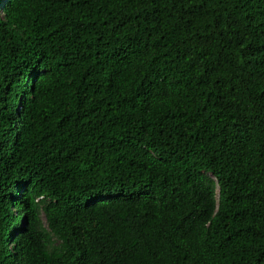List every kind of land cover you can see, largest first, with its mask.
<instances>
[{
    "label": "trees",
    "instance_id": "1",
    "mask_svg": "<svg viewBox=\"0 0 264 264\" xmlns=\"http://www.w3.org/2000/svg\"><path fill=\"white\" fill-rule=\"evenodd\" d=\"M0 264H264V0L3 3Z\"/></svg>",
    "mask_w": 264,
    "mask_h": 264
},
{
    "label": "clouds",
    "instance_id": "2",
    "mask_svg": "<svg viewBox=\"0 0 264 264\" xmlns=\"http://www.w3.org/2000/svg\"><path fill=\"white\" fill-rule=\"evenodd\" d=\"M7 3V0H4L3 1V3ZM0 15H3V4L2 5H0ZM12 212H13V219H12V222H13V224H17L16 222V219H15V217L17 216V215H20V211H19V209H17L16 207H14L13 208V210H12ZM19 224L20 225H22V230H21V232H26L27 230H26V223H25V220L24 219H21L20 221H19ZM21 232H19V233H21ZM18 233V234H19ZM17 234V235H18ZM19 243H20V248H22L23 249V241H18ZM9 247H8V249L9 250H11V251H13V252H15V253H17V254H19V255H21V256H25V255H23L22 254V252H21V250L18 248V243L17 242H14L13 240H11V241H9Z\"/></svg>",
    "mask_w": 264,
    "mask_h": 264
},
{
    "label": "snow or ice",
    "instance_id": "3",
    "mask_svg": "<svg viewBox=\"0 0 264 264\" xmlns=\"http://www.w3.org/2000/svg\"><path fill=\"white\" fill-rule=\"evenodd\" d=\"M3 4V0H0V5H2Z\"/></svg>",
    "mask_w": 264,
    "mask_h": 264
}]
</instances>
